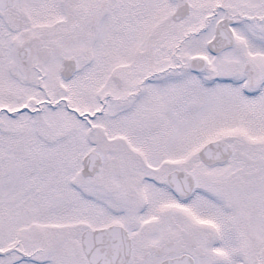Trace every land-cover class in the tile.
<instances>
[{
  "label": "snow or ice",
  "instance_id": "snow-or-ice-1",
  "mask_svg": "<svg viewBox=\"0 0 264 264\" xmlns=\"http://www.w3.org/2000/svg\"><path fill=\"white\" fill-rule=\"evenodd\" d=\"M0 264H264V0H0Z\"/></svg>",
  "mask_w": 264,
  "mask_h": 264
}]
</instances>
